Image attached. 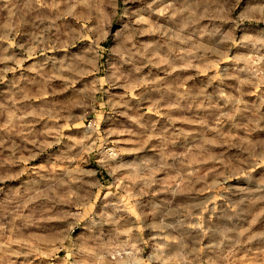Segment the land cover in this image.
<instances>
[{"label": "rangeland", "instance_id": "1", "mask_svg": "<svg viewBox=\"0 0 264 264\" xmlns=\"http://www.w3.org/2000/svg\"><path fill=\"white\" fill-rule=\"evenodd\" d=\"M0 264H264V0H0Z\"/></svg>", "mask_w": 264, "mask_h": 264}]
</instances>
